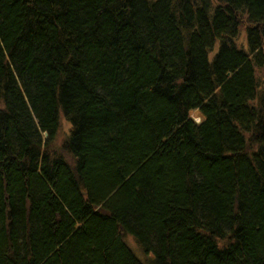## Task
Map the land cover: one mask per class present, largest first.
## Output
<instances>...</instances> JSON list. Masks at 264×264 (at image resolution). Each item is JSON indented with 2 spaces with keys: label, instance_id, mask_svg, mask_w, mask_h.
Instances as JSON below:
<instances>
[{
  "label": "trees",
  "instance_id": "1",
  "mask_svg": "<svg viewBox=\"0 0 264 264\" xmlns=\"http://www.w3.org/2000/svg\"><path fill=\"white\" fill-rule=\"evenodd\" d=\"M263 65L264 0H0V264H264Z\"/></svg>",
  "mask_w": 264,
  "mask_h": 264
},
{
  "label": "rangeland",
  "instance_id": "2",
  "mask_svg": "<svg viewBox=\"0 0 264 264\" xmlns=\"http://www.w3.org/2000/svg\"><path fill=\"white\" fill-rule=\"evenodd\" d=\"M247 22L243 21L242 25L240 26L241 30H240V34H239V43L242 44L244 47H247V40H246V36H247ZM219 46V42L216 44L215 50L218 48ZM256 75L258 78V82H259V86L264 89V65L262 67H257L256 68ZM192 116L195 118L196 121H199L201 119L199 112L197 109H194L192 112ZM61 118H62V124L60 127V131L56 137V139L54 140L55 145H59L62 143V140H64L66 138V135L69 132V128H70V120L68 118H66L63 113L61 114ZM133 245H135L134 243H132ZM136 247V246H135ZM138 253L141 255V253L138 251Z\"/></svg>",
  "mask_w": 264,
  "mask_h": 264
}]
</instances>
